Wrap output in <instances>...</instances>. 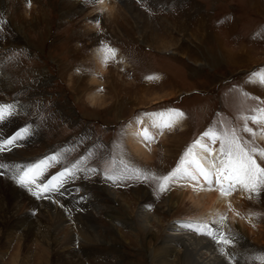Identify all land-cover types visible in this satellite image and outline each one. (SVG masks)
Returning <instances> with one entry per match:
<instances>
[{"label": "rangeland", "instance_id": "374dc122", "mask_svg": "<svg viewBox=\"0 0 264 264\" xmlns=\"http://www.w3.org/2000/svg\"><path fill=\"white\" fill-rule=\"evenodd\" d=\"M5 2L0 0V66L10 83L0 88V104L19 102L25 109L17 115L20 125L0 139L30 128L11 149L24 162L44 161L40 171L48 182L68 170L63 186L45 193L66 209L60 192L69 184L84 201L88 196L95 203L92 212L102 226L108 223V212L120 214L119 202L108 191L130 195L144 189L146 206L157 213L172 192L171 181L160 190V178L177 168L205 132L223 138L235 129L245 147L264 150V140L258 138L264 125L252 119L264 111V83L253 78L264 69V0H129V6L110 0L117 9L115 23L96 9L95 0H31L30 6L28 0ZM94 22L98 30L89 26ZM102 49L118 56L105 62L98 88L90 78L95 72L93 55ZM98 89L105 104L93 106L88 94ZM165 109L181 111L183 127L168 134V157L157 144L155 162L145 164L127 150L126 127ZM245 126L255 135L243 131ZM32 130L36 138L30 141ZM254 158L264 167V155L258 151ZM244 201L238 211L264 231V188L258 194L248 192ZM6 206L8 211L0 213V264H37L38 253L31 245L36 236H24V212L4 202ZM68 207L74 217L69 202ZM188 210L186 205L165 221L188 218ZM30 217L35 220V213ZM34 225L35 233L46 230L39 222ZM226 233L235 237L238 249L231 263L240 264L242 258L261 264L252 257L264 255V244L249 241L234 226ZM105 241L110 248L121 242L117 237ZM103 243L99 248H105ZM116 248L135 255L128 246ZM76 250L84 264H122L115 253L96 259L85 255L81 246ZM129 260L124 258L123 264ZM55 263L48 254L41 264Z\"/></svg>", "mask_w": 264, "mask_h": 264}, {"label": "bare ground", "instance_id": "6f19581e", "mask_svg": "<svg viewBox=\"0 0 264 264\" xmlns=\"http://www.w3.org/2000/svg\"><path fill=\"white\" fill-rule=\"evenodd\" d=\"M2 1L4 4L6 3L5 0ZM119 1H123L126 6H129V0ZM95 5L96 9L105 11L109 17L112 16L113 23L118 19L115 13L116 6L110 3V0H95ZM98 25L97 22H94L89 26L98 30ZM18 40L20 41V39ZM110 54L108 56L102 49L93 55L95 72L91 75L90 81L98 88L102 84L99 74L104 72L105 62L108 58L114 60L118 56L115 51L114 53L110 52ZM106 56L107 59H105ZM260 73H264V69L262 72H256L253 78L258 79ZM9 83L8 74L0 66V88H7ZM88 100L93 106L105 104L104 95L99 89L89 93ZM116 103L115 101L113 105L116 106ZM17 104L16 106L11 103L13 105V115L0 123V137L5 132L20 125L21 122L18 123L17 115L25 108L21 103L18 102ZM171 110L176 109H165L161 112L158 111L157 114H148L146 117L139 118L141 121L134 119L126 127L125 143L127 150L136 158L144 161L145 164L150 165L155 162V153L158 151L157 144H160L161 153L164 157L170 155L168 150L170 141L167 136L176 126H182L185 120L181 111L179 112L182 115L177 116ZM256 118H258L260 124L264 125V111L258 114ZM145 130L148 133L147 138L143 134ZM31 132L30 141L32 137L36 138V131L35 133L33 130ZM258 138L264 140V134L259 135ZM196 141L200 143L196 144ZM190 148L205 169L214 171L213 164L218 167L219 160L223 158L219 152L220 144L218 140L213 141L204 134L198 136ZM206 149H211V151L209 152ZM20 158L14 149L0 152V163L7 165V167L0 168V213L8 211V207H4V202L24 212V215L20 218L27 227L24 236L28 237L34 234L33 236L38 238L32 237L33 240L31 241V245H35L38 253L36 257L37 264L44 262L48 254L53 257V261H56L55 264H84L76 250L78 246L84 248L85 255L94 256L96 259L107 253H115L121 258L118 263L122 264L124 258L131 259L126 264H142V259H144V264L147 260L149 264H233L221 255L219 246L214 243L211 237L200 234L206 224L211 225L212 230H218L221 233H226V229L234 226L235 229L247 236L249 241L264 244V231H262V228L251 226V220L246 215L243 216L237 209L238 205L246 204L244 198L248 195V192L239 186L228 194L221 195L219 185H216L214 181L209 185L202 177L192 180L187 176H177L170 180L172 182V192L159 205L160 208L158 212L156 211L157 213H151L146 206L145 201L148 194L144 189H132L130 195L123 192L108 191V195L110 194L114 201L119 202L120 214L108 212V223L102 226L98 223L100 220L99 215L96 216L92 212L96 208L95 203L88 196L84 201L83 196L73 192L69 184L64 186V189L60 192L65 199L66 209L58 199L47 196L48 193H43V196L47 198L33 195V192L40 191L35 185L22 186L16 183L15 179L12 180L11 176L17 174L16 168L12 167L13 165L26 167L27 165H33L32 162L35 161L32 158V161L28 163ZM10 162L16 163L9 164ZM18 162L24 163L19 164ZM188 167L189 170L195 171V165H189ZM65 180L67 181V177ZM47 182L43 174L37 177L38 184H46ZM31 186L34 187L30 191L29 187ZM225 187H227L226 182ZM68 202L74 208V212H71L74 217L69 215ZM186 205L189 207L190 217L165 221L167 217L172 218L175 213ZM33 213L36 216L35 220L30 217ZM225 217L226 219H224ZM36 221L39 224L41 223V226L45 227L46 230H39L40 233L33 232L32 229L35 228L34 223L37 224ZM185 225H192V227H186ZM123 226L129 228L128 232L123 231ZM105 235L108 237H105ZM113 237H117L122 243L111 244L110 248L105 240ZM102 243L106 244L105 248H99ZM117 244L136 250L135 255H127L122 250L117 249ZM18 251L13 254L12 261L14 263L18 261ZM230 251L236 255L238 249L233 245ZM239 261L240 264H249L243 261L242 258Z\"/></svg>", "mask_w": 264, "mask_h": 264}, {"label": "snow or ice", "instance_id": "6c2138e0", "mask_svg": "<svg viewBox=\"0 0 264 264\" xmlns=\"http://www.w3.org/2000/svg\"><path fill=\"white\" fill-rule=\"evenodd\" d=\"M30 6L31 0H28ZM108 51L113 52L114 50L108 49ZM107 59V56L105 57ZM256 75V74H254ZM259 79L261 83H264V73H260ZM175 115L181 116L182 113L179 110H171ZM13 115V105L11 104H0V121H4L9 116ZM254 122H259L258 118H252ZM170 126V125H168ZM29 129L27 127L16 132L15 135L0 140V152L10 151V149L15 145V142L22 138V133H27ZM243 131L253 133V130L247 126L244 127ZM264 131V130H262ZM144 136L147 138V130L144 131ZM204 136L210 137L213 141L220 140V155L223 157L219 160V166L217 167L213 164L214 171L205 169L200 163V160L192 153L191 148L185 153V158H183L176 169H173L167 175L161 177L160 179L164 182L160 185V190H166V182L172 180L174 177L187 176L192 180H197L198 177H202L203 180L211 185L213 181L216 185H219V190L221 195H226L233 191L237 186L243 188L249 193L258 194L259 191L264 188V167H262L257 160L254 158V154L259 151L260 155H264V150H257L256 148H247L241 142L240 137L236 134L235 129L230 130V132H225L223 138L217 136L211 132H205ZM196 141V144H199ZM209 152L211 149H206ZM190 157V159H189ZM41 161L39 164H33L28 166L13 165L16 168L17 174L13 176V179L22 186L35 185L36 188L40 189L38 192H33L41 198H47L43 196V193L50 191H58L60 187L63 186L65 178L68 174V170L61 172L58 176H54L48 183H37V177L42 175L40 171L41 166L44 164ZM189 165H195V171L189 170ZM7 167V165L0 163V168ZM111 178V177H110ZM225 182L227 187H225ZM31 191V187H29ZM226 219V217L224 218ZM186 227H192V225H185ZM204 230L200 234L207 235L211 237L219 246V251L222 256L225 257L227 261L234 259V253L230 251L234 245L235 237L228 235L226 233H221L218 230L214 231L211 225H204ZM254 261H260L264 264V255L253 256Z\"/></svg>", "mask_w": 264, "mask_h": 264}]
</instances>
